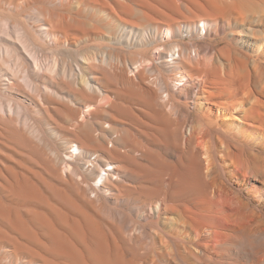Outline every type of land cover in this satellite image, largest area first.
<instances>
[{
	"label": "bare ground",
	"instance_id": "obj_1",
	"mask_svg": "<svg viewBox=\"0 0 264 264\" xmlns=\"http://www.w3.org/2000/svg\"><path fill=\"white\" fill-rule=\"evenodd\" d=\"M77 1L74 11L75 0H24L26 24L1 13L0 61L12 58L34 80L59 75L57 59L43 62L38 49L62 51L93 38L146 46L148 57L131 65L128 58L97 65L91 52L76 58L82 68L75 72L91 93L76 94L85 102L82 113L67 111L78 124L65 142L71 162L50 160L41 130L19 126L12 108L22 110L24 101L11 96L8 111L0 101V257L8 264H147L105 218L99 202L109 196L136 205L152 226L169 224L172 235L191 244L187 255L195 264H264V0ZM96 14L112 26L108 34L90 26ZM152 67L172 77L153 88ZM170 102L177 129L165 111ZM192 116L195 125L187 128ZM86 118L98 122V132ZM167 142L176 157L161 153ZM174 253L186 264L178 246Z\"/></svg>",
	"mask_w": 264,
	"mask_h": 264
},
{
	"label": "rangeland",
	"instance_id": "obj_2",
	"mask_svg": "<svg viewBox=\"0 0 264 264\" xmlns=\"http://www.w3.org/2000/svg\"><path fill=\"white\" fill-rule=\"evenodd\" d=\"M6 1H10V0H2L1 1V4H3V3H5V4H3V8L2 7H0V14L2 13V15H4V14H11L13 17L12 18H14L13 19V21L12 22H14V21H16V22H21V23H25L26 24V18H25V15H27L28 14V12H29V9H28V6H27V4L25 3V2H23L24 0H11L10 1V3L9 2H6ZM76 1L77 0H75V2H74V0H73V2L74 3H72V6L70 7L72 10L74 9V11H75V8L77 9V8H79V2L77 1V3H76ZM22 2V3H21ZM10 4V6H8V4ZM24 3V4H23ZM75 3H76V5H75ZM74 4V5H73ZM6 5V6H5ZM8 6V7H7ZM14 6V7H13ZM18 6V7H17ZM22 6V7H21ZM25 6V7H24ZM78 6V7H77ZM9 7H10V9H9ZM20 7V8H19ZM75 7V8H74ZM25 8V9H24ZM2 9L4 10L3 12H2ZM6 9V10H5ZM12 9H14V10H12ZM18 9V10H17ZM19 9H21V11L19 10ZM8 10V11H7ZM16 10V11H15ZM18 11V12H17ZM13 12H15V13H13ZM24 12V13H23ZM27 12V13H26ZM15 15V16H14ZM138 14L137 13H135V15H134V21L135 20H138V18H139V15L137 16ZM21 16V17H20ZM93 16H97V17H93ZM93 16H91L92 18L89 20V24H90V26H95V27H97V28H99L101 31H102V29H103V32L105 31L104 29H106V31H105V35H106V33L108 34L109 32V28L108 27H110V31L112 30V26L111 25H109L107 22H105V21H103V20H101L100 19V17H99V15H93ZM99 17V18H98ZM94 18V19H93ZM98 20V21H97ZM91 23H93L92 25H91ZM103 23V24H102ZM142 24L143 23H145V22H141ZM140 23V21H138V24H141ZM100 24V25H99ZM143 25H145V24H143ZM108 28V29H107ZM97 38H93V39H88V40H85V41H80V42H77L76 44H74L73 46H71L72 47V49H71V47L69 46L68 48H66L65 50H62V51H51V50H48V49H44V47H41V48H39L38 49V51L40 52V58H41V60L43 61V62H50L49 60H51V59H57V63H59V64H57L58 65V71H60L59 72V75L58 74H56V75H53V76H38V79L37 78H35L39 83H37V81L36 80H34V78H31V77H25V76H22V75H25V74H23L24 73V71L22 70V68H21V65H18V62L17 61H14L12 58H10V61H8L7 60V63H5V62H2V61H0V63L2 64H0V69H1V71H0V89L3 91L2 93H1V90H0V101H1V104L5 107V109L8 111V107L10 106V105H13V99L11 98V96L14 98V96H17L19 99H21L22 101H24L23 102V108H22V110L21 109H17V107H15L14 106V108H12V111H14V112H12V114H13V116L15 117V116H17V117H15L16 119H18L19 121H20V125L19 126H21V127H25V128H27L28 126H36L38 129H40L41 130V132H42V135H43V146L45 147V149H46V151H47V155H48V157H49V159L50 160H54V161H56V159L57 158H66L65 160H67V161H70L71 162V160L73 161L74 160V158H72L71 156H66V153H67V151H65L64 149H65V147H66V140H67V142H68V140H69V136H68V134H70L71 132H73V131H78V124L76 123V121L75 120H71V116H70V112L71 111H75V110H78L80 113H82L83 112V110H84V108H85V105L83 104V103H85L84 101H82L76 94H78V92H81V91H85V93H87V94H90L91 92H89V90L87 91V89H85V87H84V85H82L83 83V80L81 81V79L79 78V76H77V73L75 72L76 70H78V68H82V65H79L80 63H78L77 62V59H81L82 57H88V58H90L91 56L90 55H92V54H94V55H92L93 57H92V59H90L89 61L91 62V63H95V61L98 63H95V64H97V65H101V60H102V64L103 65H106L107 64V62H108V64L111 62L110 61V59L111 60H113V62H112V64H114V63H117V62H121L122 60L124 61V59L126 60L127 58L129 59H127L126 60V62L127 63H130V65L132 64L131 62L133 61V59H135L133 62H135V61H139L140 59H142V58H144L145 59V57H148V55H147V53H143V49L146 51V46H144V47H142L143 45H139V44H136V45H131V46H128V47H119V46H117V47H114V46H112V45H110L107 41H103V40H100V39H97ZM101 41V42H100ZM212 41H213V43L214 44H220V45H223L222 43V41L223 40H220V39H212ZM96 42V44L94 45V43ZM83 44V46H82V44ZM99 43H100V45H99ZM80 44H81V47H80ZM109 46V47H108ZM135 46H137V47H135ZM157 46V45H156ZM80 47V49H78ZM87 47H89V48H87ZM90 47H92V48H90ZM74 48V49H73ZM75 48H77V49H75ZM131 48H134V49H131ZM142 48V49H141ZM123 49V50H122ZM132 51H131V50ZM67 50V51H66ZM91 50V51H90ZM109 52H108V51ZM134 50L136 51V54H135V52H134ZM142 50V51H141ZM159 50H161V48H159V47H156V49L153 51V54L151 55L152 56V58L154 59V60H158V59H156L158 56L156 55V54H154V52L156 53V52H158ZM69 51H70V53H69ZM76 51V52H75ZM80 51H81V53H80ZM92 51H93V53H92ZM90 52H91V54H90ZM102 52V53H101ZM104 52V53H103ZM111 52H114V54H112ZM138 52V53H137ZM143 54H142V53ZM85 53V54H84ZM87 53V54H86ZM107 53H109V54H107ZM134 53V54H133ZM142 55H141V54ZM48 54V56H46ZM64 54V55H63ZM70 54H72V55H70ZM74 54H76V55H74ZM90 54V55H89ZM111 54V55H110ZM115 54H116V56H117V59H116V56H115ZM59 55H60V58H59ZM87 55V56H86ZM100 57H102V58H100ZM106 58H103V56ZM107 55V56H106ZM155 55V56H154ZM82 56V57H81ZM90 56V57H89ZM97 56H98V58H97ZM112 56V57H111ZM123 56H125V57H123ZM137 56V57H136ZM49 57V58H48ZM61 57H62V59H61ZM63 57L64 58H67V60L66 59H63ZM68 57H70V58H68ZM77 57H79V58H77ZM96 58V60L94 61L93 60V58ZM108 57V58H107ZM136 57V58H135ZM138 57H140V58H138ZM77 58V59H76ZM114 58L116 59V60H114ZM133 58V59H132ZM46 59V60H45ZM70 59V60H69ZM72 59V60H71ZM101 59V60H100ZM103 59H104V61H103ZM120 61H119V60ZM130 59H131V61H130ZM137 59V60H136ZM143 59V60H144ZM63 60V62H61ZM75 60V61H74ZM110 62H109V61ZM118 60V61H117ZM143 60H140V61H143ZM13 61V62H12ZM69 61H71L70 63H69ZM94 61V62H93ZM107 61V62H106ZM129 61V62H128ZM160 61V60H159ZM12 62V63H11ZM17 62V63H16ZM74 62H75V64H74ZM100 62V63H99ZM105 62V63H104ZM4 63V64H3ZM14 63H16V64H14ZM9 64H11V66L9 65ZM20 64V63H19ZM62 65V67H61V65ZM70 66H69V65ZM75 66H74V65ZM19 66V68H17L18 66ZM68 65V66H67ZM77 65H78V67H77ZM5 66H9V67H5ZM17 66V67H16ZM71 66H74V68L73 67H71ZM5 67V69H3ZM61 67V68H60ZM64 67H65V69H64ZM8 68H10V69H8ZM15 68H17V69H15ZM69 70H68V69ZM72 68V69H71ZM76 68V69H75ZM18 69H19V71H18ZM67 69V70H66ZM155 68H151V71L152 72H148V76H150V78H152V79H150V80H152L153 81V84H152V86H153V88H157V87H160V85H162V83H164V82H166V81H169L170 80V76L172 77V74L171 73H167V72H165L163 69H159V70H154ZM13 71V73L15 72V70H16V72L14 73V75L16 74V73H20V71L22 72L23 71V73H18L20 76H18V74H17V77H16V80H14L15 79V77H9V76H14L13 75V73L12 72H10L9 73V71ZM74 71V72H73ZM10 74H8V73ZM61 72H63L62 74H61V76H60V73ZM72 72H73V74H72ZM151 73H154V75H150ZM4 74V75H3ZM9 76H8V75ZM66 74H67V76H66ZM168 74V75H167ZM6 75V76H5ZM58 75V76H57ZM74 75V76H73ZM4 76V77H3ZM8 76V77H7ZM56 76H57V78H56ZM72 76H73V78H72ZM155 76H157V77H155ZM163 76V77H162ZM2 77V78H1ZM5 77L7 78V80L5 79ZM18 77H20V78H18ZM42 79H44V80H42ZM59 77V78H58ZM68 77V78H67ZM160 77V78H159ZM3 78H4V80H3ZM10 78H14L13 80L11 79L10 80ZM23 78V79H22ZM25 78V79H24ZM29 78V79H28ZM63 78H65V79H63ZM157 78V79H156ZM168 78V79H167ZM27 79V81H26V85H28L27 86V88H25L26 86H24L25 84H24V82H25V80ZM80 79V80H79ZM88 79V80H87ZM165 79V80H164ZM10 82H9V81ZM63 80V81H62ZM68 80V81H67ZM85 80V79H84ZM86 80L88 81V82H90V83H96V81L98 82L97 84H101V82H99L98 80H94L93 81V79H90V78H86ZM134 80H135V78H134ZM154 80H156V81H154ZM162 81V83H161V81ZM13 81V83H11ZM16 81V82H15ZM34 83V84H31L32 82ZM36 81V82H35ZM46 81V82H45ZM5 82H7V84L5 83ZM9 82V83H8ZM18 82H19V84L21 83V84H23V86L20 84H18ZM40 82H41V84H42V86H41V84H40ZM55 82V83H54ZM160 82V83H159ZM15 83V84H14ZM44 83V84H43ZM60 83V84H59ZM65 83V84H64ZM69 84V86H71V87H69L68 86V84ZM80 83V84H79ZM92 83V84H93ZM159 84V85H157V84ZM4 84V85H3ZM9 84L12 86H9ZM17 84V85H16ZM35 84H36V87H33V86H35ZM40 84V85H39ZM56 84V85H55ZM58 84V85H57ZM2 85L4 86V87H2ZM30 85H32L31 87H33V88H29V86ZM39 85V86H38ZM45 85V86H44ZM51 85V86H50ZM59 85H61V86H59ZM67 85V86H66ZM23 87V89H22V87ZM55 89H54V88ZM57 87V88H56ZM82 87H83V89H82ZM11 88V89H10ZM16 90H15V89ZM8 91H7V90ZM27 89L28 90H30L29 91V93H28V91H27ZM54 89V90H53ZM14 90V91H13ZM58 90V92H56V91ZM62 90H63V92H62ZM80 90V91H79ZM15 91H17V92H15ZM74 91V92H73ZM9 92V93H8ZM27 92V93H26ZM60 92V93H59ZM6 94V97H5V94ZM11 93V94H10ZM15 93V94H14ZM31 93H32V95H31ZM21 94V95H20ZM26 94H29L30 95V98H28L29 97V95H26ZM59 94V95H58ZM23 95V96H22ZM69 95V96H68ZM75 95V96H74ZM22 96V97H21ZM26 96V97H25ZM51 96V97H50ZM10 97V98H9ZM46 97H47V100H46ZM49 97V98H48ZM67 99H66V98ZM74 97V98H73ZM25 98V99H24ZM51 98H52V101H51ZM63 98V99H62ZM68 98L70 99L69 101H68ZM175 98L177 99V95L175 94ZM38 101H37V100ZM76 99V100H75ZM4 100V101H3ZM28 100V101H27ZM29 100H31V101H29ZM42 100V101H41ZM57 100V101H56ZM3 101V102H2ZM40 101V102H39ZM44 101V102H43ZM60 101V102H59ZM72 103H71V102ZM75 101V102H74ZM76 101H77V103H76ZM34 104H33V103ZM38 102V103H37ZM50 102V103H49ZM55 102H57V103H55ZM63 102V103H62ZM73 102L75 103V104H73ZM43 103V104H42ZM171 103L172 102H170V104H168L167 105V107H166V113L171 117V119L173 120V122H174V118L175 119H177V113L175 112V111H177V108L176 109H172L171 110ZM29 104V105H28ZM65 105V107H64V109L62 108V106L61 105ZM79 104V105H78ZM15 105V104H14ZM25 105V106H24ZM33 105V106H32ZM54 105V106H53ZM72 105V106H71ZM74 106V107H73ZM79 106H80V108H79ZM25 107H27V109L25 108ZM68 107H70V108H68ZM78 108V109H76V108ZM25 108V109H24ZM54 108V109H53ZM31 109V110H30ZM44 109V110H43ZM67 109V110H66ZM27 110V111H26ZM29 110V111H28ZM46 110V111H45ZM69 110V111H68ZM71 110V111H70ZM23 111V112H22ZM55 111V112H54ZM56 111H58V112H56ZM69 113H68V112ZM172 111V112H171ZM20 113V115H19V113ZM46 112H47V114H46ZM64 113V115H63V113ZM171 112V113H170ZM36 113V114H35ZM42 113V114H41ZM56 114V115H55ZM57 114H60L59 116L57 115ZM62 114V115H61ZM67 114V115H66ZM69 114V115H68ZM19 115V116H18ZM26 115V116H25ZM41 115V116H40ZM43 115V116H42ZM51 115V116H50ZM175 115V116H174ZM25 116V117H24ZM40 116V117H39ZM62 118H61V117ZM68 118H67V117ZM20 117V118H19ZM30 117V118H29ZM36 117V118H35ZM39 117V118H38ZM42 117V118H41ZM173 117V118H172ZM28 119V120H25V119ZM46 120H45V119ZM70 118V119H69ZM22 119V120H21ZM38 121H37V120ZM62 119V120H61ZM69 120V122H67V120ZM42 120V121H41ZM189 120H191L190 122L191 123H189V124H191V125H189L188 123H187V128L188 127H190V126H192V125H195V117L194 116H192V117H190V119ZM192 120H193V122H194V124H192ZM40 121V122H39ZM52 121V122H51ZM55 121V122H54ZM71 121V122H70ZM176 122H174V128H176L177 129V120H175ZM61 122V123H60ZM67 122V123H66ZM189 122V121H188ZM23 123V124H22ZM25 123V124H24ZM35 123H37V124H35ZM56 123V124H55ZM64 123H66V124H64ZM84 124H87V125H92L93 127H91L92 128V130H95V132H98L97 130H98V122H92L91 123V121H90V119H85V121L83 122ZM99 123H101V122H99ZM25 125V126H24ZM48 125V126H47ZM57 125V126H56ZM69 125V126H68ZM75 126L74 128H73V126ZM50 126V127H49ZM49 129H48V128ZM61 128V129H59V128ZM77 128V129H76ZM53 130V132H51V130ZM59 129V130H58ZM66 130V131H64V130ZM71 129V130H70ZM124 129V128H123ZM61 130V131H60ZM120 130H121V128H117V132H120ZM48 133H47V132ZM55 131H56V133H57V135H56V133H55ZM61 132V133H60ZM63 132V133H62ZM95 132H94V135H95V137H96V135L97 134H95ZM49 133H51V134H49ZM55 134V135H54ZM65 134V135H64ZM60 135V136H59ZM62 135H63V138H62ZM115 135H116V133H115ZM49 137V136H51V137H49V138H47V140H46V137ZM55 136V137H54ZM57 136V137H56ZM112 137H114V135L112 136ZM51 138V140L49 141V139ZM52 138H54V139H52ZM59 138V139H58ZM66 138V139H65ZM63 139V140H62ZM166 139V138H165ZM54 140V141H53ZM61 142H60V141ZM46 141V142H45ZM50 143H49V142ZM58 142H60V143H58ZM53 143V144H52ZM63 144V146H61ZM53 145V146H52ZM55 145V146H54ZM65 145V146H64ZM55 147H56V149H55ZM58 147V148H57ZM168 147V148H167ZM61 150H60V149ZM166 148V149H165ZM51 150V151H50ZM63 150H64V152H63ZM166 150V151H165ZM161 153L163 154V155H165V156H169L170 158L171 157H176L177 156V151L175 150V149H173L170 145H169V143L167 142L166 143V145L164 144V147H162V151H161ZM173 153V154H172ZM54 154V155H53ZM61 154V155H60ZM175 154V155H174ZM55 156V157H54ZM75 156V155H74ZM69 158V159H68ZM71 158V159H70ZM91 159H93V158H91ZM83 166H84V169H82L83 168ZM88 165L86 164V165H82L81 166V171L82 172H86V170L88 169V167H87ZM89 168H91V167H89ZM63 170H61V172L64 174V173H66V171L65 170H67V168L66 167H64V168H62ZM90 170V169H89ZM63 171H65V172H63ZM69 171H71L70 170V168H69V170H68V172ZM89 174V173H88ZM78 180V179H77ZM89 180H91V179H89ZM92 182V184H93V179L90 181V183ZM83 186H85V184H83ZM108 198H104L103 197V199L101 198V200H100V202H99V205H102V207H103V212H104V214H105V218L108 220V221H110V222H112L114 225H116L117 227H119L120 229H121V231H122V233H123V236L128 240V238H129V240H130V244L134 247V250H135V255H137L136 256V258H137V260L138 261H142V262H146L147 264H173V263H175V264H180L179 263V261H177V258H176V256H175V253H174V247L176 246H178V249H179V251L181 252V255H182V259H183V261L186 263V264H195V260L193 259V257L190 255V256H188L187 254H189L190 252V250H189V247H191V244L189 243V242H186V241H184V240H182L181 238H179L177 235H172L171 234V232H170V230H169V224H165L163 221H160L159 222V227H157V225H154V226H152V224H149V222L147 221V220H143L142 219V217H140V216H138L139 215V213L140 212H138V208L136 209V205H133V204H131V205H129V206H125L124 207V205L123 204H121V202H117V201H113L112 199H110V197L109 196H107ZM106 203H105V202ZM112 201V202H111ZM108 204V205H107ZM127 208H130V209H128V210H126ZM136 209V210H135ZM138 212V213H137ZM122 213V214H121ZM124 213V214H123ZM136 213V214H135ZM119 214V215H118ZM127 214H129V215H127ZM115 218H114V217ZM137 217V218H136ZM133 219H134V221H133ZM112 220V221H111ZM141 220V221H140ZM139 223H137V222ZM146 221V222H145ZM136 222V223H135ZM143 222V223H142ZM141 223H142V225H141ZM161 223V224H160ZM120 224V225H119ZM153 227V228H152ZM160 228V229H159ZM157 229V230H156ZM147 230V231H146ZM153 230V231H152ZM157 231V232H156ZM163 231V232H162ZM161 232V233H160ZM131 234V235H130ZM153 235V236H152ZM147 237V238H146ZM141 239V240H140ZM128 240V241H129ZM177 240V241H176ZM182 240V241H181ZM147 241V242H146ZM150 241V242H149ZM160 241H161V243H160ZM165 242V243H164ZM173 242L175 243V246H173L174 244H173ZM176 242H178V243H176ZM181 244H180V243ZM184 243V244H183ZM148 244V245H147ZM139 246V247H137V246ZM163 245H165V246H163ZM181 245V246H180ZM166 247V248H165ZM148 249V250H147ZM172 249V250H171ZM177 249V248H176ZM187 251V252H186ZM147 254V255H146ZM171 254V255H170ZM184 254V255H183ZM143 255H145V256H143ZM172 258V261L170 260L171 258ZM174 258V259H173ZM187 258V259H186ZM140 259V260H139ZM174 260V261H173ZM192 261V262H191ZM0 264H8V262L6 261V260H4L2 257H0Z\"/></svg>",
	"mask_w": 264,
	"mask_h": 264
}]
</instances>
